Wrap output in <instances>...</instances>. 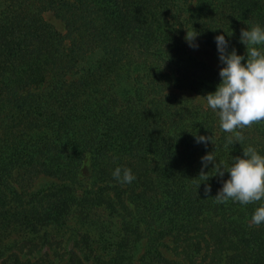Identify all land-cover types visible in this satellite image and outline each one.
Listing matches in <instances>:
<instances>
[{"label":"trees","instance_id":"16d2710c","mask_svg":"<svg viewBox=\"0 0 264 264\" xmlns=\"http://www.w3.org/2000/svg\"><path fill=\"white\" fill-rule=\"evenodd\" d=\"M256 24L264 0H0V234L18 236L1 264H264L260 205L216 203L227 172L207 196L198 178L207 153L264 155V123L224 147L202 97L220 67L185 40L195 30L219 57L225 35L246 55L241 29ZM117 167L135 179L117 181ZM38 177L51 181L32 188Z\"/></svg>","mask_w":264,"mask_h":264},{"label":"clouds","instance_id":"9594fccd","mask_svg":"<svg viewBox=\"0 0 264 264\" xmlns=\"http://www.w3.org/2000/svg\"><path fill=\"white\" fill-rule=\"evenodd\" d=\"M227 35L232 36L233 33ZM197 36L195 30L186 31L185 40L190 47H198L195 43ZM215 42L223 65L219 70L221 79L215 92L202 97L207 107L217 115L220 129L228 134L224 147L229 148L236 143L242 144L244 126L264 123V48L258 47L264 46V27L256 24L241 29L240 43L245 46L246 55H238L234 47L229 52V41L225 35L216 36ZM193 135L197 143L214 144L213 136L197 135L196 132ZM201 162L198 178L205 183L206 196L211 192V185L206 182L213 176L223 178L227 172L229 178L223 180L222 188L213 197L215 202L223 204L231 200L242 205L259 204L251 223L257 227L264 223V155L248 146L243 148L242 156L233 157L231 165L218 161L214 151L201 157ZM209 164L213 167L205 172ZM113 176L122 184L135 179L129 168L117 167Z\"/></svg>","mask_w":264,"mask_h":264},{"label":"rangeland","instance_id":"374dc122","mask_svg":"<svg viewBox=\"0 0 264 264\" xmlns=\"http://www.w3.org/2000/svg\"><path fill=\"white\" fill-rule=\"evenodd\" d=\"M44 19L52 24L57 30L63 31L61 23L56 20L50 13L46 12L43 14ZM195 43L198 44V47L193 48L190 47V50L199 58L207 61L208 63H211L214 66L217 67H223V65L219 61V57L215 56L210 50H208L200 41L197 39L195 40ZM86 171L85 168L82 170L81 176H85ZM51 180L48 179L47 177H38L35 179L32 183V188H40L43 187L47 184H49ZM61 230L64 232L61 237L66 238L67 237V229ZM58 235H61L59 232L55 231H48L46 234V238L49 236H55L57 239L59 238ZM37 238V239H36ZM34 239L36 242L40 243L42 242L41 239L36 236ZM14 239H18V236H16L14 233L11 234H6V233H1L0 234V264L2 263L1 261L5 258L6 254H8L10 251L13 250V244L10 243V241H13ZM63 245V239L60 240ZM57 241H49L48 244L43 245L40 250V252L45 251L49 257L51 256L52 251H61V244L56 245ZM56 258V257H55Z\"/></svg>","mask_w":264,"mask_h":264}]
</instances>
